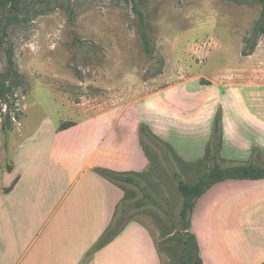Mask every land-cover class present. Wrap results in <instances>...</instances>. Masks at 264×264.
I'll list each match as a JSON object with an SVG mask.
<instances>
[{
	"label": "rangeland",
	"instance_id": "1",
	"mask_svg": "<svg viewBox=\"0 0 264 264\" xmlns=\"http://www.w3.org/2000/svg\"><path fill=\"white\" fill-rule=\"evenodd\" d=\"M135 1L19 0L18 9H11L0 20L6 26L0 34H5L0 44V87L5 80L12 86L8 101L17 118L11 122L3 116L0 151L4 162L14 165L20 160L22 167L30 165L25 154L45 152L62 123L124 107L198 74L203 76V84H239V95L244 98L264 97V36L252 56H242L264 1L146 0L142 9L151 24L152 44L156 57L165 62L161 75H156L158 65L143 49L132 10ZM75 38L81 41L74 42ZM8 49L14 52L16 78L9 77ZM188 90L195 88L189 85ZM223 93L224 88L219 87L215 94L209 91L206 95L216 98L212 103H221ZM2 109L0 105V112ZM249 111L257 115L250 107ZM232 118L238 121L236 116ZM251 118L243 121V128L254 127L256 121ZM184 126L196 128L190 123ZM213 126L208 140L190 143V157H204ZM142 143L150 158L149 170L135 176L138 186L123 183L136 194L127 202L132 220L107 251L118 264H141L145 258L159 257L146 247L141 226L157 246L171 230L182 232L183 197L178 182L193 184L213 165L210 157L206 166L190 169L160 141L142 136ZM222 160L220 156L223 166ZM140 201L146 205L138 208ZM123 209L121 206L119 216ZM102 236L80 264H89L100 252L95 248ZM161 255L163 263L170 264L167 255Z\"/></svg>",
	"mask_w": 264,
	"mask_h": 264
},
{
	"label": "crops",
	"instance_id": "2",
	"mask_svg": "<svg viewBox=\"0 0 264 264\" xmlns=\"http://www.w3.org/2000/svg\"><path fill=\"white\" fill-rule=\"evenodd\" d=\"M198 75L124 107L82 115L73 127L53 134L45 152L26 153L30 165L25 167L20 160L7 164L0 152V264H80L113 222L125 196L98 170L142 174L149 169L140 144L141 124L185 162L194 163L205 155L190 157L189 145L208 140L221 106L223 167L264 166V97L244 98L239 84L206 85ZM189 85L195 90L189 91ZM219 87L224 88L221 103H212L216 98L206 94ZM249 117L256 123L244 129ZM189 123L204 128L184 126ZM191 222L204 264H264V180L215 185L197 201ZM141 227L146 247L159 256L141 264H164L150 232ZM110 247L89 264H118L107 255Z\"/></svg>",
	"mask_w": 264,
	"mask_h": 264
},
{
	"label": "trees",
	"instance_id": "3",
	"mask_svg": "<svg viewBox=\"0 0 264 264\" xmlns=\"http://www.w3.org/2000/svg\"><path fill=\"white\" fill-rule=\"evenodd\" d=\"M264 1V0H262ZM19 0H0V20L5 16L11 9H18ZM147 4L146 0H138L133 2L132 10L136 15V27L140 35V39L143 45V49L146 55L158 65L156 75H161L165 62L162 58L156 57V52L152 44V28L148 22L147 15L142 9ZM6 30V26L0 23V34ZM5 34L0 35V44L3 42ZM264 36V9L261 13L259 20L256 22L252 34L245 39L244 48L242 50L243 57L252 56L259 44L260 38ZM80 42L81 40L75 38L74 42ZM8 60V72L9 77H18L16 73V63L14 59V52L12 49L7 50ZM12 92V86L5 80L0 87V100L8 101L9 94ZM75 125L74 122H64L60 125L59 131H64ZM140 144L145 152L146 156L150 158L147 149L143 146L142 136H146L165 144L173 155L184 165L190 169L199 167L200 165H207L208 160L211 157L213 165L210 170L197 179L193 184L186 183L184 181L178 182V191L183 197L182 208L180 211V225L182 232L175 233L172 230L168 232L165 239L162 240L161 244L157 246L159 252L166 254L170 264H204L201 257V250L198 239L194 233H192V213L195 209L197 201L203 197L212 187L215 185L229 181V180H248L258 181L264 180V167H258L254 165H235L231 167H223L220 164V152L224 140V129H223V111L217 114L214 126L211 143L207 146L205 157L194 163H187L181 159L176 152L173 150L170 144L160 139L153 131L145 124H141L139 128ZM12 170L11 167L8 168ZM149 170V169H148ZM99 175L108 181L116 184L124 191V198L117 208V213L112 224L103 234L100 242L97 244L95 251H101L107 245L112 243L115 238L124 230L125 226L130 222V217L127 213V202L129 199H135L136 194L132 191L127 190L123 183L135 184L138 186V182L135 176H141L142 174L136 173H124L117 172L111 169L101 168L98 170ZM145 173V172H144ZM17 181L14 182L13 186ZM146 202L140 201L137 203V207H143ZM123 206L121 216H119V209ZM168 246V247H167ZM173 253V254H172Z\"/></svg>",
	"mask_w": 264,
	"mask_h": 264
},
{
	"label": "built area",
	"instance_id": "4",
	"mask_svg": "<svg viewBox=\"0 0 264 264\" xmlns=\"http://www.w3.org/2000/svg\"><path fill=\"white\" fill-rule=\"evenodd\" d=\"M11 102L0 100V105L3 107L0 112V128L3 120H10L11 122H17L16 112L14 108L10 105ZM4 116V119H3ZM1 152V151H0Z\"/></svg>",
	"mask_w": 264,
	"mask_h": 264
}]
</instances>
